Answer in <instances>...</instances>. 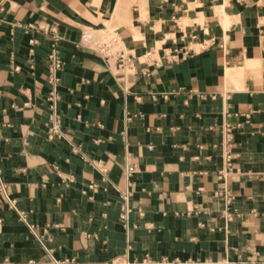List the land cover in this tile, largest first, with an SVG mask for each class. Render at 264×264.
<instances>
[{
	"label": "crops",
	"instance_id": "0c3cea01",
	"mask_svg": "<svg viewBox=\"0 0 264 264\" xmlns=\"http://www.w3.org/2000/svg\"><path fill=\"white\" fill-rule=\"evenodd\" d=\"M50 256L264 264V0H0V264Z\"/></svg>",
	"mask_w": 264,
	"mask_h": 264
},
{
	"label": "built area",
	"instance_id": "2783aa9c",
	"mask_svg": "<svg viewBox=\"0 0 264 264\" xmlns=\"http://www.w3.org/2000/svg\"><path fill=\"white\" fill-rule=\"evenodd\" d=\"M49 60H50V66H51V71H52L51 83L56 84L58 81L56 74L61 71L62 62L60 61V59L57 56H55L54 53L49 56ZM59 129H60V121H59V116H58V117H55L54 123L52 124V126L49 130L48 140H54L57 138L60 139L61 134L59 132ZM229 133H230L229 128H226V136ZM227 166H229V159L227 160ZM134 173H135L134 166L132 164L128 165L126 172H125L127 189L123 193H121V196L124 200H127L131 195V192H129V191H130V188L132 186L131 177ZM5 198H6V201L8 203V206L11 209L16 210V201L12 200V199H8L7 197H5ZM27 264H79V263L75 262L74 260H58V259L50 256V261L47 263L28 262ZM108 264H116V263H108ZM161 264H163V263H161ZM164 264H166V263H164Z\"/></svg>",
	"mask_w": 264,
	"mask_h": 264
}]
</instances>
